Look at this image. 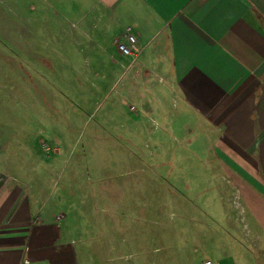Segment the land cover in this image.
<instances>
[{"label": "rangeland", "instance_id": "rangeland-1", "mask_svg": "<svg viewBox=\"0 0 264 264\" xmlns=\"http://www.w3.org/2000/svg\"><path fill=\"white\" fill-rule=\"evenodd\" d=\"M89 6L0 0L1 162L58 217L80 264H250L209 141L196 154L184 134L158 141L141 124L136 78L116 70L126 40L114 45L101 14L77 25Z\"/></svg>", "mask_w": 264, "mask_h": 264}, {"label": "crops", "instance_id": "crops-1", "mask_svg": "<svg viewBox=\"0 0 264 264\" xmlns=\"http://www.w3.org/2000/svg\"><path fill=\"white\" fill-rule=\"evenodd\" d=\"M87 1L77 25L95 28L101 14L114 45L130 34L140 49L116 70L136 78L141 124L158 141L184 134L196 154L209 141L235 189L250 264H264V0ZM11 174L0 160V264H80L58 217Z\"/></svg>", "mask_w": 264, "mask_h": 264}, {"label": "built area", "instance_id": "built-area-1", "mask_svg": "<svg viewBox=\"0 0 264 264\" xmlns=\"http://www.w3.org/2000/svg\"><path fill=\"white\" fill-rule=\"evenodd\" d=\"M125 40L126 43H117V49L124 56H128L132 59V61H134L136 56L140 53V49L136 46L135 39L132 35L126 34ZM204 264H211V262L206 261Z\"/></svg>", "mask_w": 264, "mask_h": 264}]
</instances>
